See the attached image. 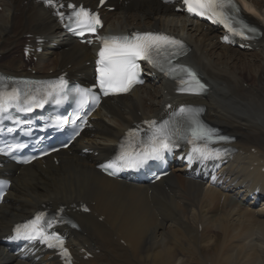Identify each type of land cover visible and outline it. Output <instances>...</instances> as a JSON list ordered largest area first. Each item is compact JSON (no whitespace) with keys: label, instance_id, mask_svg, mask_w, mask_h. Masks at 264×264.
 Masks as SVG:
<instances>
[{"label":"bare ground","instance_id":"obj_1","mask_svg":"<svg viewBox=\"0 0 264 264\" xmlns=\"http://www.w3.org/2000/svg\"><path fill=\"white\" fill-rule=\"evenodd\" d=\"M112 2L116 10L104 14L105 30L149 26L187 38L190 53L183 60L199 70L211 90L206 96L180 98L201 105L204 117L231 134L238 150L226 165L224 187L206 185L178 168L153 186L106 177L95 169L131 122L159 114L165 102L173 101L167 97L173 98L170 82L150 81L127 95L107 98L95 112L93 129L62 150L57 165L49 158L44 166L7 165L14 172L0 205V242L14 222L46 202L66 204L78 223V230L68 232L67 242L76 264H186L183 254L188 248L198 253L203 264H264V125L258 122L264 114V0H249L252 15L247 17L262 22L263 34L250 57L221 44L214 29L188 21L158 0ZM58 33L50 10L36 0H0V52L11 53L24 44L33 47L39 44L37 38H43L46 47ZM63 40L56 50L32 51L37 61L30 65L23 56L6 53L0 58V71L30 76L47 70L55 74L63 68L71 79L88 76L91 65L86 63L93 58V47ZM240 54L237 65L233 58ZM225 99L243 104L250 114L224 105ZM82 147L96 154H81ZM257 187L262 190L260 209L246 199ZM79 201L88 205L89 214L75 211ZM0 264L59 262L37 247L21 259L0 244Z\"/></svg>","mask_w":264,"mask_h":264},{"label":"snow or ice","instance_id":"obj_2","mask_svg":"<svg viewBox=\"0 0 264 264\" xmlns=\"http://www.w3.org/2000/svg\"><path fill=\"white\" fill-rule=\"evenodd\" d=\"M184 5L188 12L195 15L206 16L209 19H213L216 22L224 24V26L233 34L243 35L242 31H238L230 23L231 16L230 10L235 9V5L232 0H183ZM238 11V9H236ZM76 22L94 31L92 22L99 24L98 17L91 15L88 11L81 8L75 13ZM255 31L254 29H250ZM104 47L101 49L99 55L100 60L98 64L101 67L98 69L100 72V87L105 90V95L109 91H127L133 83L142 82L136 79L138 75L139 65L136 64V59H146L149 63H156L153 59V55L159 56L164 50V46L167 44L176 45L179 41L173 40L167 36L146 34L143 36L129 37H110L101 38ZM227 40V37H225ZM163 70V69H161ZM189 75L194 74L189 71ZM63 81L61 84L63 85ZM202 87V86H201ZM16 99L15 91L11 94L5 95L0 93V104L7 100ZM57 103L60 101L57 100ZM31 111V108L27 109ZM183 113L185 109H180ZM153 126L152 135L148 139V143L145 146V150L137 155L140 160L133 159L128 153H123L120 157L125 162L126 166L133 167L138 163L148 158H158L162 150L168 149L170 146V138L172 135L179 133H170L167 129V122L160 127H155V122H149ZM192 124L194 127L190 128L191 136L193 139L189 140V143H195L196 140H210L212 130L207 129L199 121L192 117ZM130 136L136 135L135 132H130ZM220 139H226L220 137ZM193 151L199 152L201 156L206 153V148L194 147ZM112 167V165H108ZM41 216L38 215L35 220L30 221L24 225L18 226L16 229L17 235H24L28 238L39 237L43 242H46L49 247H55L52 243L53 240L57 241L60 245L63 241L59 237L53 235L48 236L44 233L43 228L40 226L39 221ZM66 251V250H65Z\"/></svg>","mask_w":264,"mask_h":264},{"label":"rangeland","instance_id":"obj_3","mask_svg":"<svg viewBox=\"0 0 264 264\" xmlns=\"http://www.w3.org/2000/svg\"><path fill=\"white\" fill-rule=\"evenodd\" d=\"M21 46H23V45H21ZM21 48H20V46H18V47H16V48H14V50H13V52L11 51V53H9V52H5V53H2V52H0V58L2 57V55H5L6 53L7 54H10V56L11 55H13V57L15 56V55H20V53H21V50H20ZM242 53H244L245 55L244 56H246V57H250V55L253 53L252 51H244V52H242ZM241 55H243V54H240L239 55V58H233V62H236V64L237 65H239V63L241 62V60H240V56ZM215 58L217 57V56H214ZM23 58V57H22ZM252 59V58H251ZM31 64V63H30ZM29 64V65H30ZM236 70V69H235ZM150 91H153V88L151 87L150 89H149V92ZM222 100V99H221ZM225 102H224V105H227V106H229L230 108H233V109H235V110H238V111H241V110H245L246 112H248V110H247V108H244L243 107V104H241V103H238V102H235V101H233L232 99H225L224 100ZM148 103V102H147ZM241 109V110H240ZM233 112H234V110H232ZM249 114H250V112H248ZM258 122L260 123V124H262V125H264V114H260L259 116H258ZM250 201V200H249ZM262 205V204H261ZM261 205H259L258 206V208L260 209L262 206ZM257 208V209H258ZM169 226V224H167V227ZM256 236V235H255ZM254 236V237H255ZM200 246V245H199ZM183 249H185V246L183 247ZM197 252H195L194 250H189V248L184 252V254H183V258L186 260V261H189V262H187L186 264H203L204 262H203V260L202 259H200L201 257H198L199 255H198V253L196 254ZM199 254H201L200 252H199ZM176 264V263H175Z\"/></svg>","mask_w":264,"mask_h":264}]
</instances>
